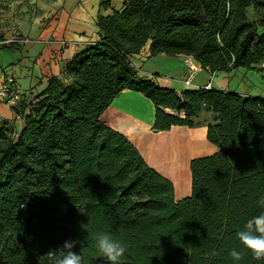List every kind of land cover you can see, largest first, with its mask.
Segmentation results:
<instances>
[{
	"label": "trees",
	"instance_id": "obj_1",
	"mask_svg": "<svg viewBox=\"0 0 264 264\" xmlns=\"http://www.w3.org/2000/svg\"><path fill=\"white\" fill-rule=\"evenodd\" d=\"M95 22L98 38L41 90L17 96L10 84L0 99L16 96L22 122L0 117V264H57L66 240L79 241L83 264H108L99 232L127 245L121 264H234L236 233L264 213V97L177 92L141 76L130 56L149 42L151 56H190L210 74L264 72V0H123ZM123 90L152 102L153 129L206 124L217 150L189 161V195L175 200L171 180L100 120ZM239 264L264 260L246 253Z\"/></svg>",
	"mask_w": 264,
	"mask_h": 264
},
{
	"label": "crops",
	"instance_id": "obj_2",
	"mask_svg": "<svg viewBox=\"0 0 264 264\" xmlns=\"http://www.w3.org/2000/svg\"><path fill=\"white\" fill-rule=\"evenodd\" d=\"M19 1L13 6H19ZM28 1L30 4L31 0ZM32 1L33 15L26 20L17 15V9H8L7 0H0V38L27 44L28 48L24 52L29 57L33 56V66L39 70V76L34 81H29L26 86H17L15 78L10 77V81L15 83L11 84L13 89L17 91L20 87V96L41 90L49 76L58 74L62 65L79 49L89 41L96 40V16L110 14L113 9H121L123 2L99 0L94 13V2L90 4V9H87V6L83 7L78 2L80 0ZM14 28L22 35H7L13 33ZM26 38L29 41H25ZM61 41H65V44L61 45ZM187 58L190 56L182 54L160 53L151 56L149 42L138 53L130 56L132 64L141 76L154 74V81L159 86L169 87L177 92L203 86L209 80L210 72L200 66L189 76ZM187 78L190 84L184 83ZM4 81L0 76V85ZM212 81L211 86L214 85ZM220 88H223L222 85ZM148 100L139 92L123 90L100 114V120L122 133L135 145L149 166L171 180L174 199L179 200L191 191L190 159L212 154L217 147L207 140L205 123L193 127L173 125L166 130L154 131V106ZM210 116L209 112L201 114V118L207 120ZM14 119L8 121L19 128L22 124L21 118L15 114Z\"/></svg>",
	"mask_w": 264,
	"mask_h": 264
},
{
	"label": "rangeland",
	"instance_id": "obj_3",
	"mask_svg": "<svg viewBox=\"0 0 264 264\" xmlns=\"http://www.w3.org/2000/svg\"><path fill=\"white\" fill-rule=\"evenodd\" d=\"M69 1V0H67ZM18 0H7L6 5L11 11L17 9L16 12L18 16L29 20L32 15V5L33 1L29 4L28 0H20L19 6H13ZM83 7L87 6L90 9V4L94 2V13L97 10L99 0H80L78 1ZM89 5V7H88ZM12 6V8H11ZM16 7V8H15ZM29 8L31 10H29ZM22 12H21V11ZM15 36H21L19 30L14 28L13 33H8ZM29 41V39H25ZM65 43L61 42V45ZM28 48L27 44L21 42L13 41L12 39L5 42L3 46H0V76L1 80L10 84H15L10 82V77L15 78L17 86L22 84V86L29 85V81H34L38 75V68L33 66V56H27L24 51ZM209 79V78H208ZM213 87L218 89L232 90L241 94L249 95H260L264 96V72L255 69H248L244 67H238L229 71L220 70L214 73L212 77ZM222 85L223 88H220ZM21 93L20 87L17 90ZM150 103L151 101L148 100ZM15 111L11 108V105L6 102H0V116L8 118V120H15ZM191 160V159H190Z\"/></svg>",
	"mask_w": 264,
	"mask_h": 264
},
{
	"label": "clouds",
	"instance_id": "obj_4",
	"mask_svg": "<svg viewBox=\"0 0 264 264\" xmlns=\"http://www.w3.org/2000/svg\"><path fill=\"white\" fill-rule=\"evenodd\" d=\"M258 205L264 208V196L259 198ZM236 238L242 247L240 250L233 249L229 252L234 264H239L246 253H250L253 260H264V213L249 219L244 228L236 233ZM78 243L76 240H66L60 249L67 251L58 259L57 264H83V257L73 251ZM94 248L96 254L103 257L108 264H121L127 251V245L113 238L108 232L95 235Z\"/></svg>",
	"mask_w": 264,
	"mask_h": 264
},
{
	"label": "built area",
	"instance_id": "obj_5",
	"mask_svg": "<svg viewBox=\"0 0 264 264\" xmlns=\"http://www.w3.org/2000/svg\"><path fill=\"white\" fill-rule=\"evenodd\" d=\"M7 42L6 39H3V38H0V45L2 43H5ZM62 43H65V41H61ZM186 65L188 67V71H189V76L196 70V68L198 67V65L194 62V60L190 57V58H187L186 59ZM214 73H211L210 76H209V80L207 83H205L203 85L204 88H211V80H212V77H213ZM189 79H185L184 80V83L185 84H190L189 83ZM7 87H8V84L7 83H2L0 85V99H2L5 95H6V91H7ZM7 101L9 103H15L16 101V96L15 95H11L9 96V98L7 99Z\"/></svg>",
	"mask_w": 264,
	"mask_h": 264
},
{
	"label": "water",
	"instance_id": "obj_6",
	"mask_svg": "<svg viewBox=\"0 0 264 264\" xmlns=\"http://www.w3.org/2000/svg\"><path fill=\"white\" fill-rule=\"evenodd\" d=\"M154 131H157L156 129H153Z\"/></svg>",
	"mask_w": 264,
	"mask_h": 264
}]
</instances>
